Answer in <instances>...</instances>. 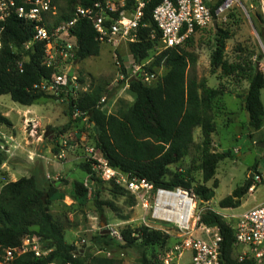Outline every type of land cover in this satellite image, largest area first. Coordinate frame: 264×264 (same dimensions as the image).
Masks as SVG:
<instances>
[{"label":"trees","instance_id":"1","mask_svg":"<svg viewBox=\"0 0 264 264\" xmlns=\"http://www.w3.org/2000/svg\"><path fill=\"white\" fill-rule=\"evenodd\" d=\"M64 8L57 16L61 23L71 18L76 6L92 8L102 0H63ZM145 2L142 24L138 38L128 45L129 52L137 63L150 58L152 52L161 46L160 33L152 19V12L163 0H141ZM136 0H130L128 8L134 6ZM260 23V36L264 40V17L257 16ZM56 24V23H55ZM1 34L0 49V96L10 98L22 106L30 107L41 99L49 98V93L37 87L43 82L52 80L59 71L44 64L46 42H35L28 49L25 47L34 35V23L26 22L13 15L4 23ZM50 28V26H49ZM216 29L217 45L211 55V67L220 69L225 76L245 79L249 82L248 90L243 96V103L249 115L252 130L260 131L264 126V104L261 92L264 89V77L256 65L248 69L237 63L225 60V45L230 39V32L219 26ZM155 38H152V33ZM76 37L78 48L75 62L91 57H98L101 43L93 25L87 20H80L71 29ZM191 39V38H190ZM187 43L189 42V40ZM196 56L185 46L162 50L155 56L152 64L145 67L149 74L154 68L165 67L166 74L161 82L149 86L142 81L139 73L129 81V88L134 102L129 107L119 108L115 113H107L100 101L102 89L91 88L90 91L74 97V90L69 85L66 100L70 103L71 117L76 112L85 114L88 123L94 129V145L101 152L109 166L119 170L129 178L145 179L155 188H183L195 194L203 203L215 196L218 182L213 188L206 183L214 179L221 160L231 157V153L211 151L212 136L217 130L218 103L226 95V89L211 88L205 82L189 79L187 69L195 64ZM21 64V66H20ZM83 82V79L80 80ZM77 119H80L77 118ZM0 125L12 126L10 119L0 113ZM196 128L201 129L202 143L199 146L202 183H196L195 176L187 170L171 171L170 166L180 162L194 146L193 134ZM54 135V133H53ZM6 156L0 150V168ZM80 169L96 181V172L92 163L83 162ZM111 184L113 197L123 196L126 188L115 181ZM249 187H237L230 196L220 202L221 208H238L242 198L249 193ZM88 188L82 181H73L71 197L84 205ZM66 193L59 183L45 181L33 175L17 181L6 183L0 191V254L6 249L18 248L23 240L30 236L40 238L42 248L48 254L35 257L24 255L12 264H122L105 256L96 255L86 249H78L65 239L66 220L52 212L54 202L62 201ZM99 215L104 217V207L112 203H104L95 198ZM201 223L217 227L222 236L220 243L221 264H257L250 258L237 260L233 258L235 244L234 226L226 222V218L212 210H205L201 215ZM123 245L135 249L138 253L136 264H163L158 258L159 251L167 244L169 234L150 229L126 227L122 231ZM112 250L117 241L108 234L101 233L93 238L94 249ZM160 248L158 252L156 249Z\"/></svg>","mask_w":264,"mask_h":264},{"label":"rangeland","instance_id":"2","mask_svg":"<svg viewBox=\"0 0 264 264\" xmlns=\"http://www.w3.org/2000/svg\"><path fill=\"white\" fill-rule=\"evenodd\" d=\"M52 2L57 15L47 17L49 23L54 22L59 10L62 12L64 8L63 0ZM259 15L264 17V0H239L226 19L219 20L220 28L230 32L224 53L225 60L229 63L242 64L248 69L252 65L258 68L259 63L264 61V40L259 34L261 25L257 18ZM216 32L215 29L199 32L185 43V48L196 56L195 64L187 69L188 78L203 81L211 88L226 89V95L218 103L220 110H217L215 119L217 130L212 136L211 151L231 153L230 158L219 162L214 179L206 183L207 187L213 188L214 182H218L214 198L205 203L197 198V210L212 208L224 216L227 223L236 226L242 214L264 203V186H257L254 192L249 191L238 208L223 209L220 202L237 187L245 186L252 173L264 171V149L258 146L259 142L264 141V128L254 131L249 125V116L243 103L249 82L225 76L220 69L211 67V55L217 45ZM127 46L122 44L116 49L110 44H101L98 57L74 62L72 66L75 68L77 81L70 84L74 90L73 96L78 97L91 88H100L102 98L107 99L103 106L107 113H115L119 108L131 106L134 102L133 95L128 79H122L121 73L126 74L130 68L135 67L148 73L145 67L150 66L161 51L158 46L148 60L137 63L134 58H128ZM117 63H120V67ZM61 70L63 73L68 71L64 67ZM166 72L165 67L154 68L152 73L155 79L148 85L159 84ZM67 95V91H53L49 93V98L41 99L30 107L15 103L9 95L0 96V113L12 123V126L0 125V150L6 156V161L0 168V191L6 183L33 175L46 182L59 183L66 197L54 202L52 212L66 220L65 239L78 249L91 250L96 255L120 260L122 264H136L138 253L135 249L127 248L120 242H117L114 249L105 252L98 246L90 249L93 238L104 230L122 231L126 227L135 229L150 225L168 230L169 239L159 253L171 251L179 240L174 223H153L150 218L152 210L144 209L140 199L133 193L126 191L123 196L113 197L110 193L111 184L102 180L98 173L95 175L96 181H91L80 169V164L87 162L88 158L98 162L101 152L94 145L93 126L82 117H71ZM262 98L264 103V89ZM193 140L194 146L189 153L180 162L171 165L170 169L173 172L189 170L195 176L196 183H202V174L198 169L199 146L202 143L200 128L194 130ZM75 180L84 182L88 188L84 205L71 197L72 183ZM96 197L101 202L114 205L113 209L109 205L104 207V217L97 212ZM249 251L250 248L245 245H236L233 258L240 260ZM178 264H192L191 254L184 253ZM257 264H264V261Z\"/></svg>","mask_w":264,"mask_h":264},{"label":"built area","instance_id":"3","mask_svg":"<svg viewBox=\"0 0 264 264\" xmlns=\"http://www.w3.org/2000/svg\"><path fill=\"white\" fill-rule=\"evenodd\" d=\"M129 1L102 0L92 8L76 6L69 20L57 23L55 19L54 22L49 23L47 17L57 15L52 0H0V49L2 46L1 34L4 29L2 25L8 18L15 15L26 22L34 23L33 38L25 44V47L28 49L35 42H46L44 64L59 71V73L53 74L50 83L43 82L37 87L47 93L53 91L56 93L67 91L68 93V86L77 81L72 65L75 62L78 44L71 29L78 21L87 20L96 30L101 44H110L116 49L122 44L129 45L130 42L137 40L139 28L147 27L146 24H142L145 2L136 0L135 5L131 9H127ZM238 1L163 0L152 12V19L160 33V51L183 47L186 41L197 33L217 28L219 20L226 19ZM151 37L155 38L154 32ZM117 65L120 67V63ZM63 67L68 71L63 73L61 70ZM130 69L126 74L121 73L122 79L126 78L129 81L139 73L145 84L151 83L155 79L154 74L146 73L139 67ZM258 69L264 77V61L259 63ZM106 101L107 99L104 97L100 104L104 106ZM74 117H82L88 122V117L83 113L76 112ZM87 161L92 163L93 170L100 175L102 180L115 181L137 196L144 209L152 210L150 218L153 223L157 221L174 223L179 240L171 251L159 253L158 258L163 264H177L186 252L191 254L192 264H221L220 243L222 236L220 230L217 227L201 223L202 213L205 210L214 211V209L207 207L197 210L195 194L183 188H155L154 184L145 179L129 178L119 170L110 167L102 154L98 162H94L91 158H88ZM252 174L250 192H254L257 186H264V171ZM176 214L180 215L181 219H173ZM147 227L169 234L165 229L153 228L150 225ZM234 229L235 244L250 248L249 253H245L240 260L250 258L257 263L263 262L264 203L242 214ZM107 231L112 239L123 243L121 231L114 229ZM40 244V238L28 236L20 247L4 250L0 254V264H12L15 259L28 254L35 257L47 255L48 251L44 250Z\"/></svg>","mask_w":264,"mask_h":264},{"label":"water","instance_id":"4","mask_svg":"<svg viewBox=\"0 0 264 264\" xmlns=\"http://www.w3.org/2000/svg\"><path fill=\"white\" fill-rule=\"evenodd\" d=\"M258 146H259L260 148L264 149V141L259 142ZM252 175H253V174L250 175L249 180H248V182H247V184H246V187H249V185H250V183H251V180H252ZM103 233H106V234H107L108 231H107V230H104Z\"/></svg>","mask_w":264,"mask_h":264},{"label":"crops","instance_id":"5","mask_svg":"<svg viewBox=\"0 0 264 264\" xmlns=\"http://www.w3.org/2000/svg\"><path fill=\"white\" fill-rule=\"evenodd\" d=\"M127 48H128V47H127ZM128 53H129V54H128V56H129L128 58H129V59L133 58V56H132L131 53L129 52V49H128ZM72 70H75V68H74V69L72 68ZM72 70H71V71H72ZM75 72H76V71H75ZM70 74H71V72H70ZM262 91H263V90H262ZM261 99H262V101H263V98H262V92H261ZM263 104H264V103H263ZM248 116H249V115H248ZM263 128H264V126H263ZM263 128H262V129H263ZM258 205H260V204H258ZM258 205H256V206H258ZM256 206H254V207H256ZM252 208H253V207H252ZM218 214H219V213H218ZM178 263H179V262H178ZM178 263H177V264H178Z\"/></svg>","mask_w":264,"mask_h":264},{"label":"bare ground","instance_id":"6","mask_svg":"<svg viewBox=\"0 0 264 264\" xmlns=\"http://www.w3.org/2000/svg\"><path fill=\"white\" fill-rule=\"evenodd\" d=\"M182 201H183V200H182ZM183 217H184V216H183ZM173 219H181V216L176 214V215L173 216Z\"/></svg>","mask_w":264,"mask_h":264}]
</instances>
